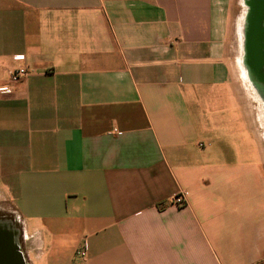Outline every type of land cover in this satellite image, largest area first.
Segmentation results:
<instances>
[{"label": "crops", "instance_id": "0c3cea01", "mask_svg": "<svg viewBox=\"0 0 264 264\" xmlns=\"http://www.w3.org/2000/svg\"><path fill=\"white\" fill-rule=\"evenodd\" d=\"M233 3L0 0V212L25 264H264Z\"/></svg>", "mask_w": 264, "mask_h": 264}, {"label": "rangeland", "instance_id": "374dc122", "mask_svg": "<svg viewBox=\"0 0 264 264\" xmlns=\"http://www.w3.org/2000/svg\"><path fill=\"white\" fill-rule=\"evenodd\" d=\"M258 3V2H257ZM258 12V13H257ZM260 14V5L256 4V0L253 2H249L248 0H234L233 6L231 8V27H230V53L237 62V82L236 84L239 87L243 88V92L245 93V98H246V107H247V112L251 114L252 120H253V125L255 128V133L256 134V139L260 145L261 150L263 151L264 155V90L262 87L257 86L255 83V78L258 79L259 81L262 79V75L258 74L261 71V68H257V66L254 64L256 62H253V67L254 70H257L254 72V79L248 77L245 75L244 70L242 69L241 63L239 62V59L242 57L243 58V53H242V36H241V28L240 24L241 21H244V26L243 29H246V32H250L249 25L251 24L252 26V20L257 19L258 15ZM254 20V21H255ZM248 22V23H247ZM259 22V21H258ZM245 24L247 26H245ZM237 32V33H236ZM249 37V36H248ZM236 39V40H235ZM248 39V38H247ZM235 43V44H234ZM238 48V49H237ZM250 60H252L253 55H249ZM247 59V58H246ZM256 61V60H255ZM259 69V70H258ZM262 82V81H261ZM264 82V81H263ZM253 148H255V153H256V148L257 145L256 143H253ZM253 162L259 164V160L257 158L253 159ZM264 165V163H263ZM256 176V177H255ZM253 177V182L258 184L256 189L253 190V199L258 197L263 200L262 204L263 207H261L260 210V215L263 216L264 214V174L261 171L260 174L255 175ZM260 187L262 190L261 192L259 191V195L257 196V188ZM254 206V205H253ZM257 215V209L253 208V225L263 223L264 224V216L262 219L256 217ZM6 218H9L6 216ZM5 215L0 212V221H5L6 219ZM10 219V218H9ZM12 224L19 229V225H15L14 222ZM12 225V226H13ZM14 228V227H13ZM16 228L14 230L18 231ZM255 234V233H254ZM231 244L234 245L235 248L238 247V243L240 241V238L236 234L233 236L231 239ZM255 235L252 237V242L253 245L255 244ZM224 255V253H223ZM218 258L220 261H223V256L220 253H217Z\"/></svg>", "mask_w": 264, "mask_h": 264}, {"label": "bare ground", "instance_id": "6f19581e", "mask_svg": "<svg viewBox=\"0 0 264 264\" xmlns=\"http://www.w3.org/2000/svg\"><path fill=\"white\" fill-rule=\"evenodd\" d=\"M248 1L253 2L254 0H248ZM263 23H264V21L262 19L261 25H254V26L253 25L251 26V24L249 25V27H251L250 29L252 31H254V33L256 32L257 34H259V36L262 39H263V33H262ZM243 26H244V21L242 20L241 24H240V28H241V36H242L243 58L241 57L239 59V62L241 63V66L245 72V75L254 79V77H255L254 72L257 70H254L253 59L250 60L251 57H249V51H250L251 45L249 43H247L249 41L248 36H249L250 32H246V29L245 28L243 29ZM245 26H247V25L245 24ZM254 47L252 46V48H254ZM263 77H264V74H263ZM255 80H256L255 84L257 86L262 87L264 90V82H263L264 78H262L260 81L256 78H255ZM263 97H264V95H263ZM17 235H18V231L14 230V228L10 222L0 221V251H1V249H5L4 251L6 252L7 257H9V255L12 254V255H14L15 260L19 264H21V260H23V254L19 250V246H18L17 239H16Z\"/></svg>", "mask_w": 264, "mask_h": 264}, {"label": "water", "instance_id": "95a60500", "mask_svg": "<svg viewBox=\"0 0 264 264\" xmlns=\"http://www.w3.org/2000/svg\"><path fill=\"white\" fill-rule=\"evenodd\" d=\"M258 2V3H257ZM256 4L260 5V14L258 15V17H256L257 19L252 20V25H261L262 19L264 21V0H256ZM258 13V12H257ZM259 21V22H258ZM263 39L259 36V34H257L256 32L254 33V31H250L249 34V41L247 43H249L250 46V51H249V55H253V61L256 62L254 63L257 68H261V71L258 73L260 75L264 74V23H263ZM252 46L254 48H252ZM256 60V61H255ZM259 70V69H258ZM263 72V73H262ZM8 258V264H19L15 258L14 255L10 254ZM26 261L23 257V260H21V264H25Z\"/></svg>", "mask_w": 264, "mask_h": 264}, {"label": "built area", "instance_id": "2783aa9c", "mask_svg": "<svg viewBox=\"0 0 264 264\" xmlns=\"http://www.w3.org/2000/svg\"><path fill=\"white\" fill-rule=\"evenodd\" d=\"M16 58L24 59V55H18ZM27 75H28V68L25 65H21L12 71L10 75L9 83L16 84L20 82L22 79H24ZM10 84H6L2 87L8 89L10 87ZM172 203L180 207L185 206L187 204V192L186 191L179 192L177 195L173 197ZM76 254L84 260L88 256L86 250L84 249L78 250Z\"/></svg>", "mask_w": 264, "mask_h": 264}, {"label": "flooded vegetation", "instance_id": "af4514ba", "mask_svg": "<svg viewBox=\"0 0 264 264\" xmlns=\"http://www.w3.org/2000/svg\"><path fill=\"white\" fill-rule=\"evenodd\" d=\"M4 250L5 249H1L0 251V264H8L7 254Z\"/></svg>", "mask_w": 264, "mask_h": 264}]
</instances>
